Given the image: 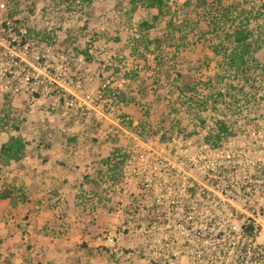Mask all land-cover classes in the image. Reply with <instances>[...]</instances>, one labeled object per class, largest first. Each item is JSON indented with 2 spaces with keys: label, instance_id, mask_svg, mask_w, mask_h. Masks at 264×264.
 Masks as SVG:
<instances>
[{
  "label": "rangeland",
  "instance_id": "1",
  "mask_svg": "<svg viewBox=\"0 0 264 264\" xmlns=\"http://www.w3.org/2000/svg\"><path fill=\"white\" fill-rule=\"evenodd\" d=\"M183 2L177 3L172 25L179 27L185 19L197 23L186 31L203 54L212 57L211 47L222 35L208 20L216 18L220 28L231 31L238 14L252 20L256 58L264 64V0H223L232 12L225 18L210 0H193L199 7L195 14ZM143 19H148L145 12H130L121 0H0V146L12 138L26 143L18 161L0 152V196H7L0 198V264H219L234 259L231 250L223 257L214 253L218 242L197 234L200 223L165 220L163 206L161 218L156 216L154 191L142 176L128 181L124 167L163 149L165 162L172 163L173 214L179 205L186 209L189 201L199 202L200 192L212 190L221 178L212 177L207 162L179 166L170 141L192 158L209 146L208 161L216 158L214 150H241L235 158L241 166L263 169L264 161L257 159H264L259 154L264 145L254 147L252 134H264V81L261 89L253 85L259 77L253 73L247 81L239 74L219 78L223 71L215 69L220 61L214 57L216 63L206 71L210 88H198L193 103L176 110L173 97L152 88L162 74L149 67L157 51L148 42L163 30L160 23L147 31L139 28L136 23ZM124 91L130 109L134 106L128 117L115 98ZM217 91L222 96L215 97ZM176 113L181 126L166 134L161 127L175 122ZM154 116L160 122L153 128ZM128 119L136 130L127 126ZM220 121L227 132L218 131ZM139 122L151 129L144 133ZM169 150L171 156L164 153ZM232 178L239 185L256 175L226 171L223 180ZM183 183L194 196L180 201ZM258 200L250 208H258ZM253 217L264 226V220ZM229 241L220 243L232 245ZM258 242L264 244V231Z\"/></svg>",
  "mask_w": 264,
  "mask_h": 264
},
{
  "label": "trees",
  "instance_id": "2",
  "mask_svg": "<svg viewBox=\"0 0 264 264\" xmlns=\"http://www.w3.org/2000/svg\"><path fill=\"white\" fill-rule=\"evenodd\" d=\"M121 1L122 3L125 2L126 5H128V10H130V12L143 11L145 14H147L148 19H143L136 23L139 28L147 31L154 28L155 24L160 23L163 32L153 35L151 40L148 42L154 44V48L157 51L156 55L151 59L152 66L149 67H155L156 71H159L162 74L159 79H157L155 82H152V88H156V90L162 96L167 95L168 97H173L174 104L178 103L179 106L176 110L183 108L185 105L186 107H189V103H193V99H195L194 92H198V88L204 90L210 88V79L212 78L207 77L206 71L210 67L209 65H211V63H216L217 60H214V57L219 58L218 61H220L215 69L219 68L223 71L221 76L219 74H216V76L219 78H222L223 76L230 78V75L232 74H239L241 78H244V80L247 81L251 77L250 74L253 73L256 76H259L257 80L255 77L253 79L251 78V81L256 82L253 85L262 89L263 82L260 81V79L264 81V64H261L256 58L257 47H255V43L257 40L253 36L254 29L251 22L252 20H250L249 17L246 16L244 18L243 16V18H241L237 14V19L239 22L231 29V31L220 28L221 24H219V20L216 18L212 17L208 20V23L213 28L214 32H216L218 29H221L222 31V35L220 36V41L218 44L211 47L213 56L210 57V55L206 54L205 52L203 54L202 51L199 50V47L189 38L190 36L186 29L187 27L189 28L190 24L192 23L190 20L185 19L184 23H182L179 27L172 25L174 18H177L178 16V10H176V6L179 0ZM180 1H185L182 4L186 9L191 7L192 12H190L192 14L197 13L199 7L196 4L192 5L193 0ZM195 1L200 2L201 0ZM210 1L212 4H214L217 11L221 9V13L224 18L227 17L228 13H232L230 9L226 8L225 5L222 4L223 0ZM231 21L233 22V20ZM192 25V27H196L198 24L192 23ZM169 27H172V30H169ZM170 36L171 38H168ZM141 39L142 38L140 35V39L137 40L142 42ZM144 49L145 51H148V44L144 45ZM142 60L143 62L145 61V66L146 63H149L146 59ZM147 70H149L148 67ZM189 72H191V74H189ZM186 77H188V79H186ZM230 85H227V87ZM145 90H147V88H145ZM145 90L136 89L135 93H142ZM126 93L127 92L124 91L121 92L120 95L115 96V98L118 99V102L124 104L125 106L126 114L124 117H128V115L131 114L132 110L134 109V106H132L130 109L128 105V99L126 98ZM131 93L134 95V92ZM215 94V97L217 95L219 97L222 96L219 91H217ZM213 101L216 102L215 98ZM174 104L173 109L175 110L176 107H174ZM219 104L222 105L221 102H219ZM144 113L146 115L144 116L146 117L145 120H147L146 122L148 123V118H150V116L146 111ZM175 115V122L171 121V123L169 122L167 124H163L161 127L166 132V134L169 133L168 130H177L181 126V124L178 122L179 115L177 113ZM153 119L154 123L152 124V127L154 128L155 125H158L160 121L159 119L155 120V116ZM127 122V126L129 128L136 130V128L132 126L131 119H128ZM141 122H139V124L144 133L151 129L150 126L148 128L146 126L145 128ZM217 125V129L220 133L227 132V127L223 122L220 121ZM137 128L139 127L137 126ZM215 137L217 140L220 139L219 135H216ZM25 145L26 143L24 141H21L17 138H12L9 143H5L0 146V152L7 156L8 159L18 161L20 159L22 150L25 148ZM1 197L6 198L7 196L1 195L0 198ZM252 229L251 223L245 226V231L247 233L251 234ZM82 247L86 248V245L83 244Z\"/></svg>",
  "mask_w": 264,
  "mask_h": 264
},
{
  "label": "built area",
  "instance_id": "3",
  "mask_svg": "<svg viewBox=\"0 0 264 264\" xmlns=\"http://www.w3.org/2000/svg\"><path fill=\"white\" fill-rule=\"evenodd\" d=\"M252 136L255 137L254 147L257 145H264V134L262 132L253 133ZM170 142L168 146H171L170 149L174 147L173 154L175 156L178 155L179 166H188L189 168L191 164L196 166V164L199 165V162H207V169L210 170L212 177L219 176L221 178L215 180L214 184H212V190L207 189L200 192L203 195L200 196L199 202L189 201L191 205L186 209H183L182 206L179 205V212H176V214L170 212L169 205L176 203L174 201V189L170 182V177H172L170 174V164L172 163L165 162L167 158L161 154V151L163 153V149H161V151L148 153L146 156L141 157L135 164H131L133 161H129L124 167L126 179L130 181L133 176H142L144 178V181L147 183L146 186L154 191V198L151 206L154 207L152 211L158 214L156 216L161 218L162 214L160 215L159 211L163 206L165 207V212L163 214L165 220L174 218L175 221H178L181 217L191 224L200 223L202 226L199 227L200 231L197 232V234L201 237H215L218 242V247L220 249L214 252L215 254L223 257L228 250L235 252L236 258L234 257L231 263L230 261L226 263L227 260H223L220 261L221 264H264V244L258 242L262 231H264V226L253 217L254 214H256L260 219L264 220V168L254 171L252 169H247L245 164L241 166L243 161L239 162V159H235L236 157H240L241 150H237L234 153L228 150H214L216 158H214L213 161H208L210 159L206 154V150L209 151V146L203 145L200 148L201 150L195 153L196 157L193 156L192 158L191 155L183 154L178 145L173 146L174 140ZM132 152L135 153L136 151L133 150ZM164 153L169 156L170 150L168 152L164 151ZM261 153H264V149H262V151L259 150V154ZM257 161L262 162L264 159L258 158ZM233 162V166H227V164ZM235 163H238L237 169L235 168ZM250 163L253 162L250 161ZM162 167L165 168L163 173L160 172ZM233 170L242 171L244 174L252 173L256 175V178L253 181L249 179L241 182L239 185L234 182L235 180L233 178V182H230V180H223L226 171L230 173ZM220 173H223V175H219ZM161 175H163V178ZM225 181L227 188L222 189V185ZM160 190L161 193H159ZM189 191L193 192V190ZM178 193L177 197L180 201L184 197L191 199V197L194 196L191 193H187V188L184 183L180 185ZM220 195L224 198L222 203L219 202L222 201L219 198ZM257 197H259L257 203L258 208H250L251 202L254 199L256 200ZM164 201L166 204H164ZM234 201H236V204H233ZM219 205L222 210H219ZM160 206L161 208L159 209ZM260 210L262 214H259ZM179 214H182V216ZM221 223L225 225H221ZM250 223L253 228L251 234L245 231V226ZM214 224H220L221 226H215ZM113 236H115V234H113ZM225 239L230 240L229 243H232V245L229 244L226 246L225 243H220Z\"/></svg>",
  "mask_w": 264,
  "mask_h": 264
}]
</instances>
